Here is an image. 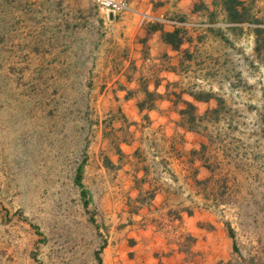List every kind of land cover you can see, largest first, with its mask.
Masks as SVG:
<instances>
[{
    "label": "rangeland",
    "instance_id": "1",
    "mask_svg": "<svg viewBox=\"0 0 264 264\" xmlns=\"http://www.w3.org/2000/svg\"><path fill=\"white\" fill-rule=\"evenodd\" d=\"M237 1L109 14L0 0V264H264V0ZM129 18L188 42L181 78L199 103L177 124L200 141L182 167L158 150L176 156V138L119 112Z\"/></svg>",
    "mask_w": 264,
    "mask_h": 264
},
{
    "label": "crops",
    "instance_id": "2",
    "mask_svg": "<svg viewBox=\"0 0 264 264\" xmlns=\"http://www.w3.org/2000/svg\"><path fill=\"white\" fill-rule=\"evenodd\" d=\"M132 5L144 9H156L164 11H194L192 9L196 0H128ZM132 24V29L123 28V35H131L125 43L129 49H125L127 55L120 67L119 78L112 87L123 83L115 92L120 114L127 121H139L145 115L147 117L148 130L153 131L157 139L164 140L167 146L176 138L178 154L171 157L168 148L158 149L166 154L167 166H184L183 153L194 148L200 141L198 134L187 130L177 124L178 111L183 103H194L199 101L187 92L185 78H181L180 71L181 52L188 45L183 38H177V47L172 46L161 37L159 30L140 26L134 18L123 19L118 24ZM164 31L170 29L162 28ZM129 42V43H128ZM124 70V75L121 73ZM122 79V80H121ZM181 79V80H180ZM114 81V80H113ZM125 91L129 95L124 96ZM148 97V98H147ZM148 101L150 106L136 107L137 102ZM167 138V139H165ZM173 138V139H172ZM130 148L136 149V143L130 142Z\"/></svg>",
    "mask_w": 264,
    "mask_h": 264
},
{
    "label": "built area",
    "instance_id": "3",
    "mask_svg": "<svg viewBox=\"0 0 264 264\" xmlns=\"http://www.w3.org/2000/svg\"><path fill=\"white\" fill-rule=\"evenodd\" d=\"M95 5L104 10L109 14H120L131 9L128 0H92ZM148 21L157 22L158 24L168 25L172 29L186 30V29H198L201 27L210 26L211 24H206L199 21L185 20L180 18H173L164 15L163 13H157L154 15H147Z\"/></svg>",
    "mask_w": 264,
    "mask_h": 264
},
{
    "label": "trees",
    "instance_id": "4",
    "mask_svg": "<svg viewBox=\"0 0 264 264\" xmlns=\"http://www.w3.org/2000/svg\"><path fill=\"white\" fill-rule=\"evenodd\" d=\"M227 1L231 2V4L238 3L237 0H227ZM227 9H229L228 11H231L232 10L231 6L228 7ZM163 38H164V40L166 42L170 43L172 46H174V47L177 46L176 42L178 43V40H176V38L173 36L172 33H170V32H164L163 33ZM187 105L188 106H191V104H189V103ZM78 176H79V174H78ZM228 233L231 236V233L232 232H231V229L230 228L228 229ZM95 257H96L97 263L98 264H102L101 259H100V257L97 254H95Z\"/></svg>",
    "mask_w": 264,
    "mask_h": 264
}]
</instances>
